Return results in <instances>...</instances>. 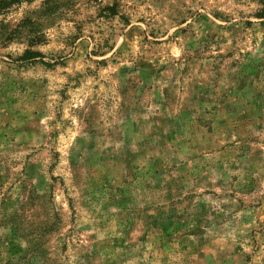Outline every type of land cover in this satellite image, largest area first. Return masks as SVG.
<instances>
[{"label": "rangeland", "instance_id": "374dc122", "mask_svg": "<svg viewBox=\"0 0 264 264\" xmlns=\"http://www.w3.org/2000/svg\"><path fill=\"white\" fill-rule=\"evenodd\" d=\"M0 264H264V0H0Z\"/></svg>", "mask_w": 264, "mask_h": 264}]
</instances>
